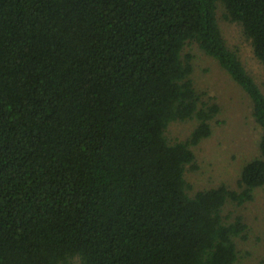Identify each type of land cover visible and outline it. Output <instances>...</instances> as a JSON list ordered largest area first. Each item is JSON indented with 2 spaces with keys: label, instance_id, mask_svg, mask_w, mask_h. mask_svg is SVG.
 I'll list each match as a JSON object with an SVG mask.
<instances>
[{
  "label": "trees",
  "instance_id": "obj_1",
  "mask_svg": "<svg viewBox=\"0 0 264 264\" xmlns=\"http://www.w3.org/2000/svg\"><path fill=\"white\" fill-rule=\"evenodd\" d=\"M264 66V0H0V264H234L247 224L224 207L264 185V92L217 3ZM251 101L258 155L238 187L190 192L217 102L184 46ZM193 120L184 139L168 127Z\"/></svg>",
  "mask_w": 264,
  "mask_h": 264
},
{
  "label": "rangeland",
  "instance_id": "obj_2",
  "mask_svg": "<svg viewBox=\"0 0 264 264\" xmlns=\"http://www.w3.org/2000/svg\"><path fill=\"white\" fill-rule=\"evenodd\" d=\"M217 4L222 35L264 92L263 64L254 55L241 25L229 20L222 3ZM183 52L192 56V77L197 89L204 99L219 105L211 135L193 147L197 166L186 172L190 192L219 183L237 188L242 165L258 155L260 128L252 116L251 101L217 60L197 43L188 42ZM193 126V120L177 121L168 127L167 133L170 138L184 139ZM224 214L227 218L239 214L248 226L246 235L236 238L238 259L234 264H264V185L254 190L253 198L245 203H227Z\"/></svg>",
  "mask_w": 264,
  "mask_h": 264
}]
</instances>
